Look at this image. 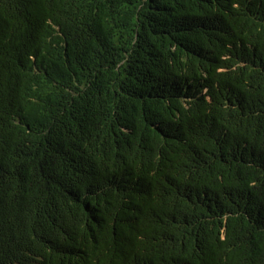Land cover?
<instances>
[{"label": "trees", "instance_id": "trees-1", "mask_svg": "<svg viewBox=\"0 0 264 264\" xmlns=\"http://www.w3.org/2000/svg\"><path fill=\"white\" fill-rule=\"evenodd\" d=\"M0 264H264V0H0Z\"/></svg>", "mask_w": 264, "mask_h": 264}]
</instances>
